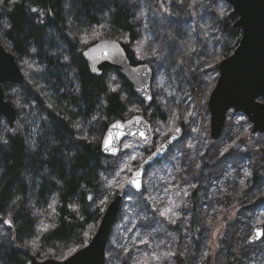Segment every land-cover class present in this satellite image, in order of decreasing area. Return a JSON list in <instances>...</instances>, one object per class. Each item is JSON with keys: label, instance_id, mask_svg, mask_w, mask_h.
Here are the masks:
<instances>
[{"label": "trees", "instance_id": "trees-1", "mask_svg": "<svg viewBox=\"0 0 264 264\" xmlns=\"http://www.w3.org/2000/svg\"><path fill=\"white\" fill-rule=\"evenodd\" d=\"M181 5L178 0H154V24L162 26L175 10L183 13ZM132 19L125 0L0 4V45L14 56L25 79L22 87H4L6 100L24 107L16 109L13 134L7 131L0 141V264H29L30 256L62 262L84 248L117 196L100 188L105 159L101 142L108 126L134 115L149 124L165 120L156 104L146 107L121 76L93 77L81 58L87 47L113 40L131 65L139 64L131 50L137 41ZM235 20L230 13L221 21V37L230 43L223 59L240 41ZM22 124L37 125L35 133L29 137ZM201 190L189 196L195 233Z\"/></svg>", "mask_w": 264, "mask_h": 264}, {"label": "rangeland", "instance_id": "rangeland-1", "mask_svg": "<svg viewBox=\"0 0 264 264\" xmlns=\"http://www.w3.org/2000/svg\"><path fill=\"white\" fill-rule=\"evenodd\" d=\"M180 1L183 13L175 10L160 26L154 0H125L137 31L134 60L151 68L153 102L165 120L150 123L151 143L124 139L119 154L103 161L102 192L122 196L104 264H264V135L248 139L250 123L230 111L219 140L209 139L207 102L230 46L220 26L231 9L224 0ZM14 126L0 120L1 142ZM36 126L20 129L30 137ZM178 127L179 140L143 180L145 194L126 189L130 175ZM199 188L195 233L189 196ZM259 227L262 240L250 244Z\"/></svg>", "mask_w": 264, "mask_h": 264}, {"label": "water", "instance_id": "water-1", "mask_svg": "<svg viewBox=\"0 0 264 264\" xmlns=\"http://www.w3.org/2000/svg\"><path fill=\"white\" fill-rule=\"evenodd\" d=\"M235 17L233 29L241 33L238 46L233 53L218 65V77L209 95L207 110L209 139L219 140L226 116L230 111L243 115L251 125L248 139L256 134L264 135V0H224ZM93 77L115 73L128 82L136 98L146 107L153 102L151 68L143 63L131 65L124 49L113 40H101L81 53ZM95 69V71L93 70ZM25 79L13 55L0 45V120L4 119L11 130L16 121V110L6 100L5 86L22 87ZM119 125V127H113ZM176 129H179L177 132ZM147 156L139 168L128 178L125 188L139 194L148 171L169 153L181 136L178 127ZM124 139H131L142 146L153 141L150 124L140 115L110 124L101 142L104 158L116 157ZM107 141L108 147H105ZM159 149V151H157ZM134 180L135 183L130 181ZM122 203V196H115L107 205L94 236L82 249L62 262L55 260L37 261L30 256L29 264H104L106 248L115 227ZM4 224L10 228V224ZM262 228H256L249 240L254 244L262 240Z\"/></svg>", "mask_w": 264, "mask_h": 264}, {"label": "snow or ice", "instance_id": "snow-or-ice-1", "mask_svg": "<svg viewBox=\"0 0 264 264\" xmlns=\"http://www.w3.org/2000/svg\"><path fill=\"white\" fill-rule=\"evenodd\" d=\"M4 2H5V0H0V4H3ZM12 2L15 3V0H12ZM32 11L35 12L36 9L33 8ZM93 70L95 71V69H93ZM113 127H119V125H113ZM176 131L178 132L179 129H176ZM105 147H106V148L108 147L107 141L105 142ZM157 151H159V149H157ZM130 182H131V183H135L134 180H132V181H130ZM90 199H91V197H90ZM104 202H105V201H101V204H103ZM102 210H103V209H101V211H102ZM162 215H163V213H162ZM4 222H5L6 224H10V221H9V220H5Z\"/></svg>", "mask_w": 264, "mask_h": 264}, {"label": "bare ground", "instance_id": "bare-ground-1", "mask_svg": "<svg viewBox=\"0 0 264 264\" xmlns=\"http://www.w3.org/2000/svg\"><path fill=\"white\" fill-rule=\"evenodd\" d=\"M111 238V237H110Z\"/></svg>", "mask_w": 264, "mask_h": 264}]
</instances>
